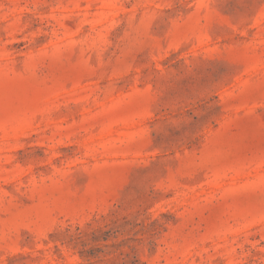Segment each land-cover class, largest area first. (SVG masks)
<instances>
[{"label": "rangeland", "instance_id": "rangeland-1", "mask_svg": "<svg viewBox=\"0 0 264 264\" xmlns=\"http://www.w3.org/2000/svg\"><path fill=\"white\" fill-rule=\"evenodd\" d=\"M0 264H264V0H0Z\"/></svg>", "mask_w": 264, "mask_h": 264}]
</instances>
